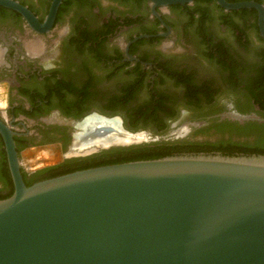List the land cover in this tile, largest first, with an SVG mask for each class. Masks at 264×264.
Masks as SVG:
<instances>
[{"label": "flooded vegetation", "instance_id": "flooded-vegetation-1", "mask_svg": "<svg viewBox=\"0 0 264 264\" xmlns=\"http://www.w3.org/2000/svg\"><path fill=\"white\" fill-rule=\"evenodd\" d=\"M16 1L40 22L51 2ZM254 1L264 9V0ZM150 3L60 0L44 32L0 5V121L11 131L25 184L41 179L50 167L58 171L94 164L95 154L113 148L114 142L94 146L100 140L81 138L94 122L81 123L94 115L120 118L129 130L130 119L137 120V130L139 119L147 116L164 125L163 134L172 122L207 119L204 125L191 126L185 139L212 120L264 130V121L240 123L215 116L235 110L264 117V37L257 10L230 12L216 0L154 9ZM140 34L148 35L135 38ZM31 42L39 44L36 53L27 49ZM221 135L239 138L228 132ZM45 147L60 152V158L23 164L22 156ZM12 190L0 133V196Z\"/></svg>", "mask_w": 264, "mask_h": 264}, {"label": "water", "instance_id": "water-1", "mask_svg": "<svg viewBox=\"0 0 264 264\" xmlns=\"http://www.w3.org/2000/svg\"><path fill=\"white\" fill-rule=\"evenodd\" d=\"M192 1L150 0V5ZM216 1L225 10L255 8L264 37L261 3ZM59 2L51 0L41 22L16 0H0V5L44 32ZM215 116L240 123L264 121L235 110ZM206 123L172 122L164 137H184L191 126ZM182 127V133L175 132ZM0 133L13 182L12 192L0 198V264H264V155L132 160L25 184L11 131L2 121ZM110 133L127 137L114 145L156 139L143 130L126 129L120 118L116 127L104 124L92 130L94 137Z\"/></svg>", "mask_w": 264, "mask_h": 264}, {"label": "trees", "instance_id": "trees-1", "mask_svg": "<svg viewBox=\"0 0 264 264\" xmlns=\"http://www.w3.org/2000/svg\"><path fill=\"white\" fill-rule=\"evenodd\" d=\"M199 0H195L198 2ZM239 0H230L229 2H234ZM240 9H234L230 12L240 13ZM222 21H227V18L221 17ZM228 22V21H227ZM255 25V22H254ZM141 123H146L148 121L152 122L158 132L164 130V125L161 122L152 120L150 117H141L139 121ZM137 120L130 119L128 127L132 130L138 127L136 124ZM262 126L254 124H246L239 126L228 122L214 123L213 120L206 126L196 128L192 135L195 134H206L210 130L218 133L228 132L231 135H236L238 137L253 136V140L248 139L234 140L230 137L227 139H220L216 142L211 141H198L192 139H184L180 141L173 142H155L147 144L133 145L127 148H117L109 153L95 154L94 164L87 166H76L73 168L52 171V167L47 169L45 175L42 178L54 176L57 174L69 172L75 169H81L89 166L132 161V160H143V159H155L166 156H178V155H196V154H220L225 156L233 155H264V130H261ZM230 135V136H231ZM0 196V198L6 197Z\"/></svg>", "mask_w": 264, "mask_h": 264}, {"label": "rangeland", "instance_id": "rangeland-1", "mask_svg": "<svg viewBox=\"0 0 264 264\" xmlns=\"http://www.w3.org/2000/svg\"><path fill=\"white\" fill-rule=\"evenodd\" d=\"M230 36H232V30L228 29L226 31ZM197 52L199 54H201L203 52V50L200 47H197ZM225 94H227V92H225ZM119 111H121V109H118ZM123 112V110L121 111ZM189 114V113H188ZM137 130H143L145 132H147L151 138L156 137V139L154 140H148V141H141L138 143H133V144H118L115 145L113 148H110L109 150L104 151L103 153H99V154H104V153H109L110 151H113L114 149L117 148H127L133 145H138V144H147V143H155V142H173V141H180V140H184L185 138L182 137H176V138H165V134H163V132H158L156 130V128L154 127V125L152 124V122L148 121L146 123H140L139 128ZM192 135H189V137ZM226 136H222L221 133H213V132H209L206 134H195L194 136H192L189 139L192 140H198V141H211V142H216L220 139H227L225 138ZM234 140H241V139H248L249 141H252L254 138L253 136H248L247 138L245 137H239V138H233ZM48 147V146H46ZM46 147L44 148L45 150H41L39 152L37 151H29L28 154H26V156H22V162L23 164H27V165H35L37 163H52L55 162L56 160H58L60 158V152H52V150H48L46 149ZM47 152V153H46Z\"/></svg>", "mask_w": 264, "mask_h": 264}, {"label": "bare ground", "instance_id": "bare-ground-1", "mask_svg": "<svg viewBox=\"0 0 264 264\" xmlns=\"http://www.w3.org/2000/svg\"><path fill=\"white\" fill-rule=\"evenodd\" d=\"M39 48V44L36 43V42H31V43H28L27 44V49H29L30 51H34V50H37ZM38 51V50H37ZM36 53V51H34ZM33 52V53H34ZM89 123V122H94V125L90 126L86 132L90 135H87L85 134V131L83 132V134L81 135V138H84V140H87V139H91L93 138L94 140H100L98 142H94V146L95 144H107L108 142H124L127 140V137L125 135H122V134H115V133H110L108 135L110 136H104V137H94V135H92V131H90V128L93 127V126H101V125H110L112 127H116L118 126L119 124V120H117L116 118L111 120H106V119H102L100 116L98 115H94V118H88L86 120L83 121V125H85V123ZM90 131V132H88ZM176 133H182L183 132V127L182 128H177L175 130ZM113 135V136H112ZM79 141V140H78ZM81 141V140H80ZM79 144V143H78ZM112 144V143H111ZM101 146V145H99ZM93 147V146H92ZM87 149V148H86ZM78 150V149H77ZM82 151V150H81ZM47 153V152H46Z\"/></svg>", "mask_w": 264, "mask_h": 264}]
</instances>
